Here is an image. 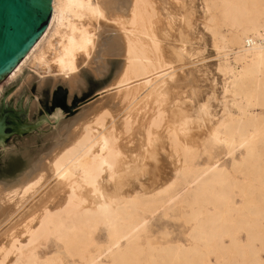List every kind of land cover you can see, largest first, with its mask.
<instances>
[{"label": "bare ground", "instance_id": "obj_1", "mask_svg": "<svg viewBox=\"0 0 264 264\" xmlns=\"http://www.w3.org/2000/svg\"><path fill=\"white\" fill-rule=\"evenodd\" d=\"M100 3L51 0L8 73L67 76L71 96L86 85L78 66L94 63L116 92L0 186V264H264V0ZM208 41L240 65L215 66L225 116L190 60Z\"/></svg>", "mask_w": 264, "mask_h": 264}, {"label": "rangeland", "instance_id": "obj_2", "mask_svg": "<svg viewBox=\"0 0 264 264\" xmlns=\"http://www.w3.org/2000/svg\"><path fill=\"white\" fill-rule=\"evenodd\" d=\"M200 2L196 1L190 11L192 14L195 13L194 16L191 15L193 22L201 21L202 5ZM199 28L201 27L199 26ZM246 43L247 42H245V45ZM204 47L200 49L202 53H200L199 56L192 55L195 59L190 57V60L196 61L199 58V62L196 61V63L193 64V68L201 67L204 71L203 79L205 82H202V85H207L211 79H214V83L212 82V84H214V97L216 100L212 101L213 106L211 105L209 110L212 111V109H214L212 112L217 116H225V113L232 109V106H230V97L228 96L229 99H226L228 94H223L222 91V87L228 79L227 76H223V79H221V77L220 79L218 78L216 64H218L219 60L225 62L229 71L239 69L240 65L235 61L232 53H229L226 58L223 56L218 57L209 41ZM110 60L116 61L119 60V58L111 57ZM95 65L97 64H81L78 66V70L76 69L75 72L82 74V77L86 81V85L80 93H72L71 96H69V87L66 83L68 79L67 76H60L61 74L59 75L56 72L43 73L35 67L31 68L32 66H29L27 63L15 74V76L9 78L7 74L8 76H5L0 81V113L7 108L17 112L24 111L26 113L27 122L36 127L33 131L20 137L13 134L4 144L0 145V186L15 182L26 172L30 167L28 164L31 163V159L36 158L39 154V150L44 149L52 141L50 137L58 133L64 122L74 119L88 109L91 111L99 105H109L108 102H115L111 101L114 100L111 99V96L115 94L116 90L112 87V90L109 88L108 92L104 91L106 90L104 89L105 85L101 83L103 79L94 76L91 71L92 67H96ZM187 65L188 67L184 65L183 68H181L182 71L177 68V70H179H176L178 76H183V71L190 68L192 69V64ZM180 71L182 74L179 73ZM39 83L41 84L39 85ZM219 83H222V87ZM202 90H207V86H204ZM187 99L191 100L189 97ZM223 99H225V102ZM108 109L113 110L112 106H108ZM218 113L223 114L218 115ZM28 207L29 206H26L25 210ZM154 224L155 227L159 226V222ZM241 238L244 239V236L241 235Z\"/></svg>", "mask_w": 264, "mask_h": 264}, {"label": "water", "instance_id": "obj_3", "mask_svg": "<svg viewBox=\"0 0 264 264\" xmlns=\"http://www.w3.org/2000/svg\"><path fill=\"white\" fill-rule=\"evenodd\" d=\"M51 0H0V81L7 76L46 28ZM36 129L24 111L7 108L0 113V145L16 134Z\"/></svg>", "mask_w": 264, "mask_h": 264}, {"label": "snow or ice", "instance_id": "obj_4", "mask_svg": "<svg viewBox=\"0 0 264 264\" xmlns=\"http://www.w3.org/2000/svg\"><path fill=\"white\" fill-rule=\"evenodd\" d=\"M112 2H113V0H103V3H105V4H111ZM100 7L103 8L105 11H107L106 8L102 6V0H101V3H100ZM99 14L100 13L98 11L97 15H99Z\"/></svg>", "mask_w": 264, "mask_h": 264}]
</instances>
